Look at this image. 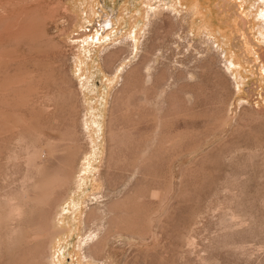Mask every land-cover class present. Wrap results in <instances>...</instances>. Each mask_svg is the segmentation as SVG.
I'll return each instance as SVG.
<instances>
[{"label": "rangeland", "instance_id": "obj_1", "mask_svg": "<svg viewBox=\"0 0 264 264\" xmlns=\"http://www.w3.org/2000/svg\"><path fill=\"white\" fill-rule=\"evenodd\" d=\"M11 194L0 264H264V0H0Z\"/></svg>", "mask_w": 264, "mask_h": 264}, {"label": "bare ground", "instance_id": "obj_2", "mask_svg": "<svg viewBox=\"0 0 264 264\" xmlns=\"http://www.w3.org/2000/svg\"><path fill=\"white\" fill-rule=\"evenodd\" d=\"M25 207L26 205H24V201H22L20 197L15 196L13 194L9 195L8 200L5 202V204L2 207V211L0 212V229L3 227H6V228L10 227L14 221H17L18 217L23 216V214L25 213ZM34 233H36L35 234L36 236L41 235L39 231H35ZM45 237L51 238L52 235L50 233H46Z\"/></svg>", "mask_w": 264, "mask_h": 264}]
</instances>
